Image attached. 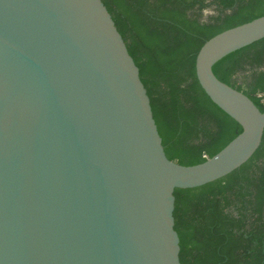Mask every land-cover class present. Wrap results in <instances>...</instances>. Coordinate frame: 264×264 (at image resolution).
<instances>
[{
  "label": "water",
  "instance_id": "1",
  "mask_svg": "<svg viewBox=\"0 0 264 264\" xmlns=\"http://www.w3.org/2000/svg\"><path fill=\"white\" fill-rule=\"evenodd\" d=\"M262 38L264 15L200 47L197 80L241 131L182 165L103 0H0V264H181L174 189L239 168L264 131L212 67Z\"/></svg>",
  "mask_w": 264,
  "mask_h": 264
},
{
  "label": "trees",
  "instance_id": "2",
  "mask_svg": "<svg viewBox=\"0 0 264 264\" xmlns=\"http://www.w3.org/2000/svg\"><path fill=\"white\" fill-rule=\"evenodd\" d=\"M139 69L166 156L203 162L241 126L205 93L195 72L202 44L264 15V0H103ZM214 12L206 19V8ZM264 111V38L212 67ZM181 264H264V131L255 153L229 174L174 189Z\"/></svg>",
  "mask_w": 264,
  "mask_h": 264
},
{
  "label": "rangeland",
  "instance_id": "3",
  "mask_svg": "<svg viewBox=\"0 0 264 264\" xmlns=\"http://www.w3.org/2000/svg\"><path fill=\"white\" fill-rule=\"evenodd\" d=\"M213 12H214L213 8H211V7H210V8H206V9L203 10V12H202V14H201V15H202L201 18H202V19H206V18H208V16L211 15Z\"/></svg>",
  "mask_w": 264,
  "mask_h": 264
}]
</instances>
